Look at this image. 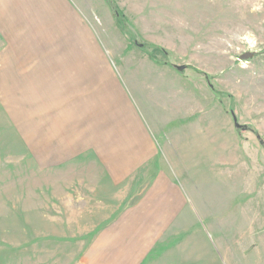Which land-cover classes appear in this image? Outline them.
<instances>
[{
  "label": "rangeland",
  "instance_id": "obj_1",
  "mask_svg": "<svg viewBox=\"0 0 264 264\" xmlns=\"http://www.w3.org/2000/svg\"><path fill=\"white\" fill-rule=\"evenodd\" d=\"M64 1L41 23L20 17L26 6L11 19L0 8V264H97V245L112 263L264 264V0ZM92 42L139 103L140 95L155 101L148 108L162 120L149 123L160 163L125 192L142 197L165 169L189 196L176 230L167 226L160 236L165 227L128 226L145 243H110L108 252L109 244L95 242L106 227L93 224L110 221L112 211L67 205L49 178L57 172L43 171L25 138L29 127L41 141L42 116L33 113L42 96L27 91L33 74L70 72L90 57L82 54ZM15 71L24 78L11 77ZM185 109L191 119L172 123Z\"/></svg>",
  "mask_w": 264,
  "mask_h": 264
},
{
  "label": "crops",
  "instance_id": "obj_2",
  "mask_svg": "<svg viewBox=\"0 0 264 264\" xmlns=\"http://www.w3.org/2000/svg\"><path fill=\"white\" fill-rule=\"evenodd\" d=\"M6 3L10 8H5ZM51 5L56 12L62 6L66 7L64 0H0V8L5 11L6 18L16 17L12 10L26 6L28 13L23 11L20 17L40 23L42 21L39 20L51 16ZM87 47L89 49L82 55L91 54L90 57L74 61L70 72L49 76L52 71L38 69L33 74L27 91L42 96L40 103L34 105L37 113H33L42 116L41 141L39 143L34 135H30L29 127L25 138L28 151L32 154L37 152L36 161L41 162L43 171L57 172L56 177L52 175L49 178L57 179V194L65 198L67 205L88 203L91 205L82 209L112 211L105 215V219L110 221L93 224L106 227L95 242L109 244L104 250L108 252L112 247L110 243H145V236L140 239L136 230L131 237L128 226L165 227L161 233L157 232L160 236L167 226L176 230L181 212L188 206L189 196L182 184L162 169L155 177V186L140 193L142 197L138 190L132 191L136 198L134 203L122 209L123 204L134 200L125 191L137 174L151 164L160 163L159 142L149 123H153L151 117L155 123L162 120L148 108L155 106L154 100L144 102L140 95L142 103H139L123 75L115 70L114 62L103 54L98 43L92 42ZM11 77L24 78L20 71L12 72ZM169 81L168 75H161V85L169 86ZM184 111V118L175 116L171 122L191 119L189 110ZM66 209L74 208L68 206ZM126 217L130 220L125 227L119 228ZM139 221L149 223L140 224ZM156 241L151 239L150 243ZM93 252L101 264H141L144 260V257L139 260V257L116 256L120 259L112 263L109 253L103 254L100 245L94 246Z\"/></svg>",
  "mask_w": 264,
  "mask_h": 264
},
{
  "label": "water",
  "instance_id": "obj_3",
  "mask_svg": "<svg viewBox=\"0 0 264 264\" xmlns=\"http://www.w3.org/2000/svg\"><path fill=\"white\" fill-rule=\"evenodd\" d=\"M178 70H183V67H179V68H177ZM234 122H235V127L237 128V129H242V126L237 122V119H236V117H234Z\"/></svg>",
  "mask_w": 264,
  "mask_h": 264
}]
</instances>
